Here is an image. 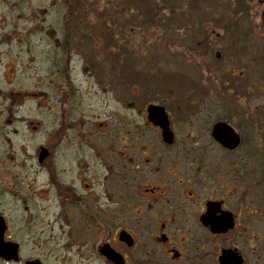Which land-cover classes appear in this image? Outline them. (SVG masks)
Instances as JSON below:
<instances>
[{"label": "flooded vegetation", "instance_id": "1", "mask_svg": "<svg viewBox=\"0 0 264 264\" xmlns=\"http://www.w3.org/2000/svg\"><path fill=\"white\" fill-rule=\"evenodd\" d=\"M15 1L0 0V264H264V102L225 78L253 76L250 59L216 66L233 49L213 52L207 22L176 34L158 13L135 33L112 18L126 0Z\"/></svg>", "mask_w": 264, "mask_h": 264}, {"label": "rangeland", "instance_id": "2", "mask_svg": "<svg viewBox=\"0 0 264 264\" xmlns=\"http://www.w3.org/2000/svg\"><path fill=\"white\" fill-rule=\"evenodd\" d=\"M113 1L117 3L119 0ZM126 2H123L125 10L118 7L111 9L112 18L123 22L126 21V23L133 25L136 23L134 28L137 30H135V33H140L137 27L140 23L135 22L137 18H145V16L156 18L158 13L164 14L165 21L171 20V17L172 19L174 18L175 28L173 29L171 24V27L168 28L169 26L166 23L161 25V31H163V28L165 30L173 29L176 31V34L181 31L199 30L202 22L210 23L205 26L207 29L204 31L200 30L199 33L202 36L204 34L210 35V42H222L223 46L221 48L216 47L213 52L222 48L225 51L230 47L233 49L232 54L231 49L229 50L230 58L233 57V61L231 62L230 60L228 63L229 66L225 64L227 62L226 58L224 61L222 59L218 60L217 56L213 55L212 59L216 62V66L220 67V69L225 68L228 70L233 68L232 64L234 62V66L237 64L239 70H242L243 68L240 64L246 65L247 58L250 59L248 62L249 69L246 66L244 67L248 71L251 69L253 76L252 73L248 75L249 73L246 71H244L245 75L243 77L238 75L239 71L238 73L235 71L234 74L232 72L226 74L225 78L230 83L229 88L233 89L234 86L256 88V91L261 92L264 102V25L261 22L264 0H126ZM14 3H21V9H26L24 1L16 0ZM243 7L245 10L243 9L240 12L238 9ZM173 9L176 19L174 14L171 13ZM184 13L191 23L184 21V18L181 16ZM11 19L12 17H9V20ZM146 24H149V22L146 21ZM193 24L196 29L192 28ZM144 27L150 28L149 25H145ZM213 29L216 30L214 31ZM199 33L198 37L192 38L195 43L202 37L199 36ZM217 33H220V37H218ZM133 35L135 34L133 33ZM179 43H177V46ZM225 44H228L229 47H226ZM251 61L253 62L252 65ZM218 88L223 90L222 83L218 85ZM256 99V97H251L250 103L254 105L257 102Z\"/></svg>", "mask_w": 264, "mask_h": 264}, {"label": "trees", "instance_id": "3", "mask_svg": "<svg viewBox=\"0 0 264 264\" xmlns=\"http://www.w3.org/2000/svg\"><path fill=\"white\" fill-rule=\"evenodd\" d=\"M243 9L245 10V8L243 7V8H239L238 10L241 12V11H243ZM250 9V8H249ZM264 10V9H263ZM184 15H185V13H184ZM262 20H261V22L263 23L262 25H264V14L262 13Z\"/></svg>", "mask_w": 264, "mask_h": 264}]
</instances>
